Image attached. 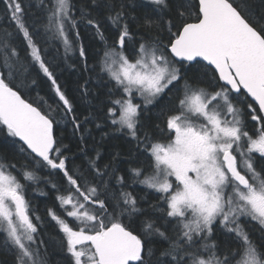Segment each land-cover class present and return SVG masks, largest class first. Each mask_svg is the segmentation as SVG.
Returning a JSON list of instances; mask_svg holds the SVG:
<instances>
[{"label":"snow or ice","instance_id":"6c2138e0","mask_svg":"<svg viewBox=\"0 0 264 264\" xmlns=\"http://www.w3.org/2000/svg\"><path fill=\"white\" fill-rule=\"evenodd\" d=\"M145 3L147 34L128 0H0V248L13 264H48L29 192L54 194L63 264H264V0ZM81 27L103 45L94 64ZM73 57L79 97L104 89L82 120L61 83ZM39 83L48 97L27 98ZM89 124L125 150L89 154ZM69 126L79 155L58 135Z\"/></svg>","mask_w":264,"mask_h":264},{"label":"trees","instance_id":"16d2710c","mask_svg":"<svg viewBox=\"0 0 264 264\" xmlns=\"http://www.w3.org/2000/svg\"><path fill=\"white\" fill-rule=\"evenodd\" d=\"M128 2L135 3L136 5L135 8L129 7L128 9L130 15H135L137 17L135 21H130L131 28L133 30L147 34L148 29L144 26L145 17L153 15V6L146 4L145 0H128ZM102 16L103 13L101 12L97 18H100ZM80 31H81V41L83 42L89 53V63L94 64L96 62V59H98L99 56H102L103 45L95 37L94 30L85 29L81 27ZM113 33L114 30L111 29L110 26H108L105 23V35L110 38V42ZM62 53H63V49L61 48V55ZM69 63H77V68L72 69L67 66H62V70L60 72L61 83L66 86L69 96L75 100L76 111L82 120L83 117L88 114L89 110L93 108L98 109L100 107L99 101L95 97L97 93H99L100 99H102L104 89L93 87L92 95H90L86 100L81 99L79 97V93L76 91L77 81L81 80L80 73L78 70L79 63L77 62L75 57H73V59L69 61ZM191 69H193L195 72H199V69L195 65H192L189 71ZM188 74L190 75V72ZM193 74L196 75L195 73ZM37 92L41 96H45V98H47L49 94V89L45 84L39 83L36 88V91L31 92L27 98L36 99ZM88 127L92 129V134L91 136H87V150L91 155H94V150L96 149L104 152L105 155L102 163H107L109 159L108 153L125 150L126 148L125 142L118 135H112L103 140L101 139L102 133L106 131H110V129L106 127H102L98 129L95 128L93 124H89ZM58 135L63 136L64 143L69 146L71 153H77V155H79L78 152L79 139L77 136H74L72 134L70 126L67 129H62L58 131ZM0 147H3V145H0ZM74 163L75 165L80 166L81 164L84 163V161L80 158H77L75 159ZM120 166L121 168H123L126 165L121 164ZM40 187H44V186L41 185ZM45 190L47 191V189ZM140 194L144 195L145 193L141 192ZM28 195L29 198L31 199L32 207L35 209L36 214L41 216L44 220L41 235L45 240V242H47L46 246L47 249H49L48 251L53 255V261L51 264H63L62 253L60 251V246H59L60 235L58 234L57 230L53 227V224L49 222L45 214L46 208L51 207L53 205L54 194L50 193L49 196L45 197V196H40L38 193L34 194L32 192H29ZM148 195L150 199L154 198L152 194H148ZM254 235L258 236L259 233H254ZM9 256L11 257V260L8 263L7 258ZM0 260H1L0 264H13L12 254L2 248H0Z\"/></svg>","mask_w":264,"mask_h":264},{"label":"rangeland","instance_id":"374dc122","mask_svg":"<svg viewBox=\"0 0 264 264\" xmlns=\"http://www.w3.org/2000/svg\"><path fill=\"white\" fill-rule=\"evenodd\" d=\"M190 76L191 75H194L193 73H195V74H198L199 72H195L193 69H191L190 71ZM47 243V242H46ZM49 249H47V258H48V264H51L52 263V261H53V255H52V253H50L49 251H48ZM7 258V257H6ZM10 260H11V257L9 256L8 258H7V262L9 263L10 262ZM1 261V260H0Z\"/></svg>","mask_w":264,"mask_h":264}]
</instances>
